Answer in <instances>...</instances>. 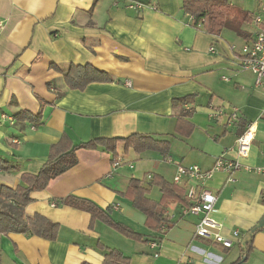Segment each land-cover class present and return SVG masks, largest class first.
I'll use <instances>...</instances> for the list:
<instances>
[{
    "label": "crops",
    "instance_id": "0c3cea01",
    "mask_svg": "<svg viewBox=\"0 0 264 264\" xmlns=\"http://www.w3.org/2000/svg\"><path fill=\"white\" fill-rule=\"evenodd\" d=\"M181 6L182 0H0V157L11 166L0 167V188L15 189L24 173L37 174L64 134L75 144L148 134L169 140L173 159L121 150L114 167L108 151L78 149L77 165L31 192L25 208L58 223V239L0 233V264H104L108 249L129 257L127 264H264V174L218 171L206 184L217 197L211 216L231 247L196 235L199 218L184 214L178 202L166 208L172 226L152 229L123 194L133 177L149 181L159 174L174 182L178 164L209 170L223 155L236 158L231 149L240 125L229 124L225 114L213 116L211 108L233 105L243 122L256 123L251 152L240 162L264 166V128L257 140L264 92L233 59L230 45L239 36L230 29L207 34ZM72 64H91L114 80L68 88L64 73ZM186 96L194 129L183 136L175 133L185 109L176 99ZM20 110L41 113L43 125L17 120ZM180 185L188 193V183ZM70 195L113 207V218L143 239L59 204ZM148 196L161 200V189L150 186Z\"/></svg>",
    "mask_w": 264,
    "mask_h": 264
},
{
    "label": "trees",
    "instance_id": "16d2710c",
    "mask_svg": "<svg viewBox=\"0 0 264 264\" xmlns=\"http://www.w3.org/2000/svg\"><path fill=\"white\" fill-rule=\"evenodd\" d=\"M183 12L193 17V25L209 35L219 36L225 29H230L237 36L248 39L252 36L246 25L253 21V14L244 10L233 0H182ZM236 14V15H235ZM68 88L84 89L92 82H109L114 77L110 73L98 69L91 64H72L64 73ZM191 96L176 99L185 108L175 126V133L188 136L194 125L187 116L194 111L188 107ZM15 117L22 122H29L35 127L43 125L42 114L34 115L30 111L20 110ZM244 132L249 121L239 119L235 122ZM102 149L113 155V162L123 152L133 150L136 154L153 150L168 156L171 150L169 140L156 139L148 134L133 133L127 137L97 138L87 142L75 144L67 134L60 141L51 146L49 157L37 174L24 173L22 183L15 189L2 186L0 188V233H22L28 236H39L49 240L59 237L60 225L48 217L36 213L28 215L26 206L31 202V192L40 191L47 187L49 182L57 176L73 168L78 163L77 150ZM0 167L11 168L8 161L0 157ZM158 186L162 192L161 200H154L148 196L149 187ZM133 202V205L146 215L148 227L159 230L163 225L172 226L171 219L166 215V208L171 202H178L188 207L191 200L188 193L178 183L170 182L159 174L150 175L149 181L133 177L130 179L127 190L123 193ZM59 204L68 205L87 211L92 216V223L100 220L122 232L125 236L141 240L143 236L129 227L119 223L112 216L113 207L103 208L90 199L74 195L59 199ZM129 257L118 249H108L104 264H127ZM239 264V261L237 262ZM87 264V263H82Z\"/></svg>",
    "mask_w": 264,
    "mask_h": 264
},
{
    "label": "built area",
    "instance_id": "2783aa9c",
    "mask_svg": "<svg viewBox=\"0 0 264 264\" xmlns=\"http://www.w3.org/2000/svg\"><path fill=\"white\" fill-rule=\"evenodd\" d=\"M256 2L258 3V11L253 14V23L256 26V31L242 45H230V51L234 55L233 59L238 63L240 69L252 73L255 77L256 88H261L264 87V0H256ZM134 6L131 5V7ZM210 51L214 52L215 47L212 46ZM222 79L230 81L228 76H223ZM211 109L212 115L215 117L227 115L229 124L235 123L240 117V109L233 105ZM260 114L264 117V107ZM255 135L256 123L250 121L244 132L237 138L235 147L231 149L237 157L228 158L223 155L217 159L212 169L204 170L196 164H178L174 182L178 184L186 182L189 185L188 198L191 200V205L185 207L183 213L195 215L199 218L195 230L196 235L199 237L211 238L226 247L232 246L233 241L221 233L222 224L211 216L213 211H215L217 197L207 188L206 184L213 178L214 173L218 171L232 174L235 171L245 169L246 171L264 174V166L252 167L243 165L240 162V158L248 157L250 154ZM165 160L169 163L173 162V159L169 155L166 156ZM121 162L122 158L119 157L113 162V166L118 167ZM237 234L238 231H234V235ZM151 244L153 247L158 246L156 241H153Z\"/></svg>",
    "mask_w": 264,
    "mask_h": 264
},
{
    "label": "rangeland",
    "instance_id": "374dc122",
    "mask_svg": "<svg viewBox=\"0 0 264 264\" xmlns=\"http://www.w3.org/2000/svg\"><path fill=\"white\" fill-rule=\"evenodd\" d=\"M236 3H237V1H236ZM240 6L244 9V10H249L250 12H252V14H255V13H257V11H258V9H257V7H258V3L256 2V0H254L253 1V4L251 3V1H244L242 4H240ZM236 15V14H235ZM246 28L251 32V33H254L255 31H256V26H255V24L253 23V21L251 22V23H249V24H247L246 25ZM227 30H229V29H225V31H227ZM235 39H238L237 40V44H238V46H240L243 42H244V40L242 41L241 40V37L239 38H235ZM261 93L262 92H264V87H261V88H259L258 89ZM259 92V93H260ZM260 95H262V94H260ZM260 124H261V127H260V129H259V136L257 137V140H259L260 139V135H262L263 134V128H264V117L260 120Z\"/></svg>",
    "mask_w": 264,
    "mask_h": 264
}]
</instances>
